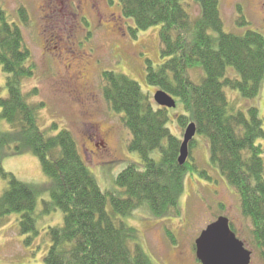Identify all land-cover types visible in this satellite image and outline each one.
<instances>
[{
  "label": "trees",
  "instance_id": "16d2710c",
  "mask_svg": "<svg viewBox=\"0 0 264 264\" xmlns=\"http://www.w3.org/2000/svg\"><path fill=\"white\" fill-rule=\"evenodd\" d=\"M117 2L136 32L159 27L163 62L159 66L148 62L146 82L180 105V128L190 121L196 135L207 140L209 164L237 194L264 263V148L260 143L264 129L253 103L264 82V37L250 30L242 35L225 33L219 0ZM236 10L235 25L242 27L243 13L240 7ZM17 13L22 22L27 20L24 9ZM19 28L0 8V69L7 92L0 99V177L7 182L0 196V220L19 214L21 234L36 236L38 188L2 168V155L12 146L14 153L34 155L49 179V200L43 202L41 214H62V225L48 229L50 246L44 264H153L140 245L139 233L124 219L144 208L155 219L177 213L185 174L196 172L207 178L206 172L188 162L178 164L180 140L167 127L169 109L154 100L150 103L136 82L104 72L103 98L111 111L122 116L131 137L128 151L137 154L139 163L129 164L116 176L119 190H102L68 131L47 135L39 128L37 107L28 104L21 91L34 66ZM194 69L204 74L199 83L189 76ZM229 69L234 71L232 77L227 76ZM225 90L236 92L245 105L234 108ZM3 122L9 131L1 130ZM55 129L53 125L50 130ZM194 143L193 139L190 148Z\"/></svg>",
  "mask_w": 264,
  "mask_h": 264
},
{
  "label": "rangeland",
  "instance_id": "374dc122",
  "mask_svg": "<svg viewBox=\"0 0 264 264\" xmlns=\"http://www.w3.org/2000/svg\"><path fill=\"white\" fill-rule=\"evenodd\" d=\"M219 1L225 33L242 35L250 30L264 37V0ZM237 7L241 8L246 22L242 27L235 25ZM0 8L10 23L20 27L23 42L30 51L34 73L22 82L21 91L28 104L37 107L39 128L47 135L68 131L100 188L119 190L116 176L129 164L139 163V159L136 153L128 151L131 137L121 122L122 116L111 111L103 98L101 77L104 72L127 77L154 104L157 91L148 86L145 74L148 62L152 66L163 62L159 27L136 32L133 22L123 16L117 0H0ZM20 9L28 16L25 22L18 18ZM199 70L189 71L195 83L204 77ZM78 74L82 75L77 82L81 89L80 86L75 89L69 81L70 76ZM233 74L232 69L227 71L228 77ZM6 94L5 75L0 69V99L6 98ZM225 94L234 108L245 105L236 92L225 90ZM253 103L264 129V82ZM182 113L179 104L169 109L167 125L180 144L186 126L192 123L187 121L180 128L177 118ZM53 125L55 131L50 130ZM1 130L6 132L10 127L3 122ZM194 142L192 148L188 146L186 162L198 171H205L207 178L196 172L185 174L177 213L155 219L144 208L125 218V223L137 230L140 245L153 264H199L195 258V240L208 225L224 217L236 238L251 252L250 264H264L251 234V222L243 216L237 194L209 164L207 140L195 135ZM95 143L100 146L96 147ZM260 143L264 148V140ZM1 164L4 172L38 188V216L36 236L21 234L19 214L0 220V264H44L50 246L48 229L62 225L59 211L41 214L43 202L49 200L46 191L49 179L34 155L14 153L12 146L10 151L5 149ZM6 188V180L0 177V196Z\"/></svg>",
  "mask_w": 264,
  "mask_h": 264
},
{
  "label": "water",
  "instance_id": "95a60500",
  "mask_svg": "<svg viewBox=\"0 0 264 264\" xmlns=\"http://www.w3.org/2000/svg\"><path fill=\"white\" fill-rule=\"evenodd\" d=\"M154 102L165 109L175 108L171 96L157 91ZM196 135L194 123H189L183 133L179 148L178 164L184 165L188 158V146ZM195 257L200 264H250L251 253L245 249L230 229L228 219L219 217L203 230L195 243Z\"/></svg>",
  "mask_w": 264,
  "mask_h": 264
},
{
  "label": "flooded vegetation",
  "instance_id": "af4514ba",
  "mask_svg": "<svg viewBox=\"0 0 264 264\" xmlns=\"http://www.w3.org/2000/svg\"><path fill=\"white\" fill-rule=\"evenodd\" d=\"M71 77H72V76L69 77V81H72V83H73V87H74L75 89H77L76 86H80V89H81V85L78 84L77 82H78L80 79H82V75H81V74H78V75L73 76L72 78H71ZM76 77H77V78H76ZM76 79H77V80H76ZM96 133H97L98 137L100 138V141L102 142V145H103V140H102V138H101V134H100V132H99L98 130H96ZM95 146L98 147V146H100V145H98V144L95 143Z\"/></svg>",
  "mask_w": 264,
  "mask_h": 264
}]
</instances>
